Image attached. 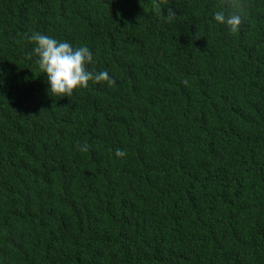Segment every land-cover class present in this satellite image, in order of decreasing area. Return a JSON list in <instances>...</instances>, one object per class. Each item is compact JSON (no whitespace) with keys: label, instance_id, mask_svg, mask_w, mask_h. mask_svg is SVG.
<instances>
[{"label":"trees","instance_id":"1","mask_svg":"<svg viewBox=\"0 0 264 264\" xmlns=\"http://www.w3.org/2000/svg\"><path fill=\"white\" fill-rule=\"evenodd\" d=\"M0 264H264V0H0Z\"/></svg>","mask_w":264,"mask_h":264},{"label":"clouds","instance_id":"2","mask_svg":"<svg viewBox=\"0 0 264 264\" xmlns=\"http://www.w3.org/2000/svg\"><path fill=\"white\" fill-rule=\"evenodd\" d=\"M213 19L232 32L237 31L242 22L238 13L225 15L222 11L214 13ZM30 41L34 44L32 51L37 57L38 68L46 76L48 92L53 96L70 97L74 90L87 88L90 82L115 83L107 71L89 70L93 53L87 45L74 47L68 41H60L39 32L34 33ZM80 150L87 151V145L81 146ZM126 155L122 149L115 152L117 158Z\"/></svg>","mask_w":264,"mask_h":264}]
</instances>
